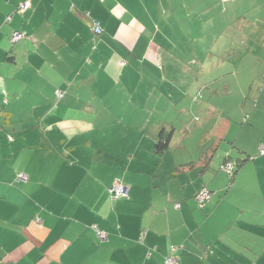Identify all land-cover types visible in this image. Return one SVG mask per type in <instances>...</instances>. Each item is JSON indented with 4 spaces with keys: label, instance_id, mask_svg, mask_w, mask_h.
<instances>
[{
    "label": "crops",
    "instance_id": "obj_1",
    "mask_svg": "<svg viewBox=\"0 0 264 264\" xmlns=\"http://www.w3.org/2000/svg\"><path fill=\"white\" fill-rule=\"evenodd\" d=\"M1 114L0 264H264V0H0Z\"/></svg>",
    "mask_w": 264,
    "mask_h": 264
},
{
    "label": "built area",
    "instance_id": "obj_2",
    "mask_svg": "<svg viewBox=\"0 0 264 264\" xmlns=\"http://www.w3.org/2000/svg\"><path fill=\"white\" fill-rule=\"evenodd\" d=\"M20 7L22 10H24L28 7V4L23 3L20 5ZM92 32L97 36H99L102 33V30H101L100 26L98 25V23H96V22L93 23ZM20 37H21L20 34L14 33L12 36V41L18 40ZM56 93L59 96V92L57 91ZM259 152L261 154H264V145H261L259 147ZM220 169L229 173L232 169V163L231 162H226L224 164L222 163ZM18 179L19 180H26V176L20 174V175H18ZM109 192H110L111 197H113L114 199H126L128 197V194H129V188L127 186H125L123 183L116 181L110 187ZM209 198H210V196H208V191L202 190L196 196L195 200L199 206H204L205 202ZM175 207L178 208V205H175ZM96 236L99 240H106V235L103 232H100L98 230H96ZM175 249H176L175 246H172L170 248L169 255L164 259V264H178V259L174 255Z\"/></svg>",
    "mask_w": 264,
    "mask_h": 264
},
{
    "label": "trees",
    "instance_id": "obj_3",
    "mask_svg": "<svg viewBox=\"0 0 264 264\" xmlns=\"http://www.w3.org/2000/svg\"><path fill=\"white\" fill-rule=\"evenodd\" d=\"M24 3H27V2H24ZM21 4H23V3H20V4H19V6L16 8L17 10H20L21 12H23V11H27V10L29 9V5H28V7H27L26 9L22 10L21 7H20ZM27 4H28V3H27ZM9 17H11V16H9ZM14 33H18V34H20L21 37H20L18 40L12 41V36H13ZM24 38H25L24 33L19 32V31H14V32L12 33V35L10 36V39H11V42H12V43L19 42V41L23 40ZM58 92H59V90H58ZM55 95L57 96V98L60 97V93H59V96L57 95V93H55ZM8 119H9V118H8L7 116H5V114H1V115H0V129H4V127H5V126L7 125V123H8ZM172 131H173L172 129H169V128H167L166 126H163V125H162L161 129L159 130V136H158L159 140H158V142H157L156 145H155V149H156V152H157V153H162L163 151H165V150L168 148V145H169V143H170V140H171V137H172V133H173ZM8 139L11 140V137H9ZM226 162H231V163H232V169H231V171H230L229 173H227V172H225V171H223V170L220 169L222 163L224 164V163H226ZM222 163H221V164L219 165V167H218L219 172H221V173L224 174L226 177H228L230 180H232V179L234 178L236 172H237L238 167H239V165H238L239 162H238V161L235 162V161H232V160H230V159H226V160L223 161ZM189 165L191 166L192 163H190ZM202 190H206V189H201V190H199V191L195 194V196H194V200H195L196 196H197V195L200 193V191H202ZM211 195H212V194L208 191V196L211 197ZM208 200H209V199H208ZM208 200H207V201H208ZM207 201H206V202H207ZM195 202H196V200H195ZM196 204H197V202H196ZM197 205H198V204H197Z\"/></svg>",
    "mask_w": 264,
    "mask_h": 264
},
{
    "label": "rangeland",
    "instance_id": "obj_4",
    "mask_svg": "<svg viewBox=\"0 0 264 264\" xmlns=\"http://www.w3.org/2000/svg\"><path fill=\"white\" fill-rule=\"evenodd\" d=\"M176 82H179V80H177ZM192 82H193L192 80L189 81V87H191ZM214 82H216V81H215V80H204L203 83H202V84H203L202 87H203L204 89H207V88H209ZM204 89H203V90H204ZM219 115H220L221 121H223V120L225 119V117H226V118L228 117L227 115L222 114L221 112L219 113ZM237 116H238V118H237V119H236V118H233V121H235V122H240V121H239L240 116H239V115H237ZM199 119H200V116H198L197 113H195V112H190V115H189V118H188V122H198ZM173 122H177L175 116L173 117Z\"/></svg>",
    "mask_w": 264,
    "mask_h": 264
}]
</instances>
